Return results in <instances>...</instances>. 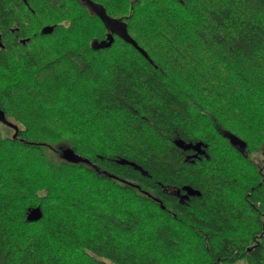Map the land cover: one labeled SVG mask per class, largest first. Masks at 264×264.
Listing matches in <instances>:
<instances>
[{
  "label": "trees",
  "instance_id": "16d2710c",
  "mask_svg": "<svg viewBox=\"0 0 264 264\" xmlns=\"http://www.w3.org/2000/svg\"><path fill=\"white\" fill-rule=\"evenodd\" d=\"M0 40V264H264V0H0Z\"/></svg>",
  "mask_w": 264,
  "mask_h": 264
},
{
  "label": "water",
  "instance_id": "95a60500",
  "mask_svg": "<svg viewBox=\"0 0 264 264\" xmlns=\"http://www.w3.org/2000/svg\"><path fill=\"white\" fill-rule=\"evenodd\" d=\"M53 28V25H44L40 28V32L41 33H49L51 32ZM28 38L25 37V38H21L20 41L21 42H25ZM0 45L1 44V40H0ZM3 117V112L2 110L0 109V118L2 119ZM181 146H186V147H189L191 146L192 148L196 149L197 152L201 153L202 150L198 148L199 146V143H195V144H191V143H186L185 145L184 144H179ZM246 154V153H245ZM63 155L64 157L67 159V160H70V161H84V162H87L89 163V161L83 157H81L80 155L76 154L75 152H73L72 150L70 149H67L63 152ZM42 215V211L40 209V207L37 205V206H32V207H28L27 208V211H26V216H25V220L26 221H35L37 219H39Z\"/></svg>",
  "mask_w": 264,
  "mask_h": 264
},
{
  "label": "rangeland",
  "instance_id": "374dc122",
  "mask_svg": "<svg viewBox=\"0 0 264 264\" xmlns=\"http://www.w3.org/2000/svg\"><path fill=\"white\" fill-rule=\"evenodd\" d=\"M92 8H95L92 6ZM110 27L114 30H117L119 28L118 24L115 22L114 23V27L110 25ZM1 119V118H0ZM8 124L7 121H4V122H0V131H1V134L4 135L5 134V125Z\"/></svg>",
  "mask_w": 264,
  "mask_h": 264
}]
</instances>
